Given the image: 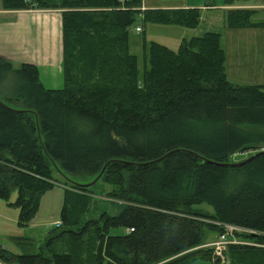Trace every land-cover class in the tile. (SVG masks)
I'll return each instance as SVG.
<instances>
[{"label":"trees","instance_id":"16d2710c","mask_svg":"<svg viewBox=\"0 0 264 264\" xmlns=\"http://www.w3.org/2000/svg\"><path fill=\"white\" fill-rule=\"evenodd\" d=\"M2 7L62 10L64 85L46 88L36 64L0 55V199L27 226L58 183L54 167L70 177L61 224L34 252L30 238L19 241L23 253L0 244L3 264H264V246L229 244L224 259L204 246L205 231L217 239L225 224L256 230L236 236L264 244V84L228 79L216 31L183 38L177 50L145 41L142 75L130 50L138 16L196 28L201 8L142 9L143 0ZM256 12L230 8L228 26H264ZM251 148L244 163L230 160ZM102 198L122 202V212L102 210Z\"/></svg>","mask_w":264,"mask_h":264},{"label":"rangeland","instance_id":"374dc122","mask_svg":"<svg viewBox=\"0 0 264 264\" xmlns=\"http://www.w3.org/2000/svg\"><path fill=\"white\" fill-rule=\"evenodd\" d=\"M0 6L3 8L2 0H0ZM232 6L255 9L257 10L254 16L255 21L264 22V0H236ZM227 14L228 8L225 7L223 0H217L215 9L203 10L201 22L196 28L146 22L141 16H138L136 23L130 29V50L138 56L141 75L144 72L145 64L148 63V60H146L147 49L144 47L145 41L149 43L151 40H156L173 50H177L184 37L202 35L207 31H216L221 34L222 47L227 54L228 79L239 84H264V26L237 30L230 29ZM137 27L140 28V31H137ZM247 33L249 36L245 37L244 35H247ZM237 36L241 39L239 42L235 38ZM235 42L245 47L248 45L250 54H246H249V57L234 59L233 53L235 51L232 47L236 45ZM60 81H62V78H60ZM60 84L62 85V82ZM259 149H264V143L259 146ZM254 151L255 149L251 148L246 152L235 153L230 160L239 162L248 158ZM60 171L54 167V176L58 183L54 188L43 194L38 212L27 226L18 224L19 209L0 199V244L4 248L14 253H23L27 250L25 247L27 244L24 246L19 241L21 242L23 238H30L34 243L33 248L30 246V251H37L46 242L50 231L56 228L55 224L61 223L65 188L67 187L66 183L69 182L67 178L70 177ZM16 197L17 190H14L11 201H15ZM99 205L102 210H106L112 216L120 214L124 208L122 202L111 199H104ZM204 208L212 210L208 206ZM111 232L119 234L123 232V229H112ZM216 236L217 233L213 230L207 229L205 231V241L208 243L215 241ZM0 264L3 263L0 261ZM189 264H213V262L199 259L192 260Z\"/></svg>","mask_w":264,"mask_h":264},{"label":"crops","instance_id":"0c3cea01","mask_svg":"<svg viewBox=\"0 0 264 264\" xmlns=\"http://www.w3.org/2000/svg\"><path fill=\"white\" fill-rule=\"evenodd\" d=\"M201 3L203 4L200 5ZM177 7H199L203 12L215 9L217 0H143L142 9ZM225 7L236 8L228 5ZM140 16L143 19V16ZM190 37L192 36L184 38ZM235 38L237 42L241 40L238 36ZM234 44H236L232 47L235 51L234 59L249 57L248 45L245 47L236 42ZM0 55L17 66L25 62L36 64L40 70V80L46 87H62L64 84L62 10L50 8L7 10L0 6Z\"/></svg>","mask_w":264,"mask_h":264},{"label":"built area","instance_id":"2783aa9c","mask_svg":"<svg viewBox=\"0 0 264 264\" xmlns=\"http://www.w3.org/2000/svg\"><path fill=\"white\" fill-rule=\"evenodd\" d=\"M137 31H140V28H138ZM60 224L61 223H56L55 225L59 226ZM224 226H225V230L217 237L215 241L204 245V246H212L214 248L215 259H224L223 252L229 244H247V245L264 246V244L238 238L236 236V232L259 234L256 230L239 225H233V224H225Z\"/></svg>","mask_w":264,"mask_h":264},{"label":"water","instance_id":"95a60500","mask_svg":"<svg viewBox=\"0 0 264 264\" xmlns=\"http://www.w3.org/2000/svg\"><path fill=\"white\" fill-rule=\"evenodd\" d=\"M250 158H252V157H250ZM250 158H247V159H245V160H243V161L235 162V163H233V164H242V163H244L245 161L249 160ZM231 164H232V163H231Z\"/></svg>","mask_w":264,"mask_h":264}]
</instances>
